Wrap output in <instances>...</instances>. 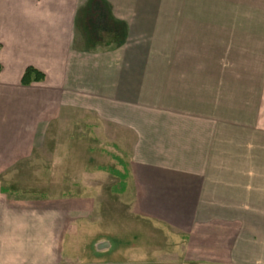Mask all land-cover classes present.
I'll use <instances>...</instances> for the list:
<instances>
[{
  "label": "crops",
  "instance_id": "1",
  "mask_svg": "<svg viewBox=\"0 0 264 264\" xmlns=\"http://www.w3.org/2000/svg\"><path fill=\"white\" fill-rule=\"evenodd\" d=\"M202 4L0 0V264L52 260L55 232L93 209L6 182L71 115L126 166L131 210L180 234L190 259L264 258V0ZM107 27L108 42L95 38ZM28 67L42 75L23 83ZM71 146H59L62 178Z\"/></svg>",
  "mask_w": 264,
  "mask_h": 264
},
{
  "label": "rangeland",
  "instance_id": "2",
  "mask_svg": "<svg viewBox=\"0 0 264 264\" xmlns=\"http://www.w3.org/2000/svg\"><path fill=\"white\" fill-rule=\"evenodd\" d=\"M202 2L199 0V7ZM101 29L95 38L108 42L111 37L108 27ZM70 121L69 124L67 117L60 116L38 133L37 147L11 169L20 177L6 180L23 199L51 198L57 204L56 200L61 197H74L94 202L93 209L85 216L71 217L70 223L55 232L53 259L34 264H222L216 260L190 259L180 234L132 211L130 195L119 193L127 172L124 163L112 157L114 152L108 148L95 149L101 142L93 132L91 118L71 115ZM68 125L71 130L65 132L63 129ZM65 138L72 145L70 178H62L59 160V146ZM80 140L86 141V146L74 145ZM95 151L102 159L93 157ZM80 167L86 173H81ZM96 168L106 171L99 174ZM262 263L264 258L259 261ZM22 264L31 263L23 261Z\"/></svg>",
  "mask_w": 264,
  "mask_h": 264
},
{
  "label": "trees",
  "instance_id": "3",
  "mask_svg": "<svg viewBox=\"0 0 264 264\" xmlns=\"http://www.w3.org/2000/svg\"><path fill=\"white\" fill-rule=\"evenodd\" d=\"M0 69H1V65H0ZM32 72H36V74H35V78H40L41 75H42L40 72L36 71L34 68H32V67H28V68L25 70V72H24V74H23V77H22V82H23V83H28V82H29L30 74H31ZM123 176H124V175H123Z\"/></svg>",
  "mask_w": 264,
  "mask_h": 264
}]
</instances>
